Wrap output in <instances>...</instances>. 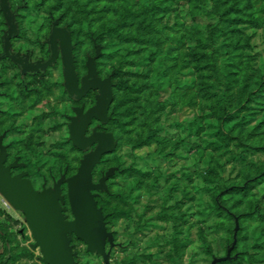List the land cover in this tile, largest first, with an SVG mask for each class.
Wrapping results in <instances>:
<instances>
[{
	"label": "rangeland",
	"instance_id": "374dc122",
	"mask_svg": "<svg viewBox=\"0 0 264 264\" xmlns=\"http://www.w3.org/2000/svg\"><path fill=\"white\" fill-rule=\"evenodd\" d=\"M9 3L12 11L16 9L19 24L12 41L15 50L30 52L34 59L45 58L44 41L51 21H57L71 31L75 65L82 74L86 57L94 55L90 34L100 33L103 24L113 28L124 7L136 12L153 0ZM166 4L172 11L160 16L162 46L145 42L143 26L123 31L139 41L124 45L114 35L98 44L105 49L100 48L97 71L102 78L110 74L113 84V116L103 128L113 135L116 148L92 171V181L96 183L113 168L107 192H96L97 197L119 204L105 194L128 196V204L118 206L128 215L106 220L114 238L113 245L105 247L109 264H210L225 257L233 241L235 220L217 216L212 195L264 170L263 153L252 150L264 147L263 129L257 133L248 129L239 138L235 133V139L227 140V147L218 138L223 115L234 121L243 118L247 111H240L241 103L264 75V0H169ZM5 31L0 13V44ZM110 53L115 55L112 60L102 58ZM124 54L128 56L120 69L118 61ZM5 66L2 79L15 85V68L9 62ZM115 70L118 74L113 76ZM228 71L233 82H227ZM61 83L58 59L44 76L29 80V98L12 92L3 104L2 111H7L0 114L4 145L10 157L17 156L26 164L36 191L52 188L58 180L75 174L82 155L68 142L66 117L72 116L71 104ZM126 86L134 93L126 92ZM124 95L127 99L118 112L129 111L128 118L115 116L113 110ZM261 96L251 128L264 116V92ZM87 102L92 104V98ZM250 110L248 113H253ZM153 131L168 141L166 147L152 144L136 149V143ZM212 144L219 145V150H213ZM121 170L137 175L136 180L126 174L115 176ZM61 195L63 216L71 220L65 184ZM224 199L232 212L251 205L264 213V183L254 186L241 205L226 196ZM0 224L7 236L6 243L0 239V255L8 250L18 254L8 264H42L39 250L32 248L34 241L22 213L1 194ZM237 237L230 254L237 260L235 264H264V223L246 220L237 224ZM70 244L75 264H104L96 254L87 253L77 239Z\"/></svg>",
	"mask_w": 264,
	"mask_h": 264
},
{
	"label": "water",
	"instance_id": "95a60500",
	"mask_svg": "<svg viewBox=\"0 0 264 264\" xmlns=\"http://www.w3.org/2000/svg\"><path fill=\"white\" fill-rule=\"evenodd\" d=\"M0 12L5 20L7 31L2 37L0 61L9 59L20 68V74L42 73L47 67L54 65L60 58L64 91L72 100H79L90 90H97L96 104L82 115V109H76V118L71 119L69 125V140L74 148L86 152L80 160L76 173L68 178L58 180L51 189H44L40 193L33 190L25 173L10 176V169L14 164L3 168L4 151L0 152V194L16 211L22 213L26 226L34 241L33 249H38L42 264H75L74 253L71 251V237L82 242L90 254H96L109 264L104 251L105 242L113 245V236L106 231L104 216L97 208L96 192H107L106 182L112 177L114 170L109 168L96 183L92 181V171L101 159L111 154L116 148V141L109 133H99L93 130L89 137H84L87 126L92 119L106 124L107 110L112 103L111 76L101 80L97 76L95 61L100 55V47L95 50L93 57L86 61L87 73L81 80V87H77L74 71L73 45L71 34L66 26L56 27L55 21L50 28L46 44L48 58L37 60L31 64L30 56H21L10 49V40L17 34L14 14L11 13L8 0H0ZM79 120V123L77 122ZM92 145L95 148L89 151ZM66 185L67 203L72 220L63 216L61 205L64 203L61 186ZM237 222L233 241L225 257L213 259L210 264H218L231 259V252L236 243Z\"/></svg>",
	"mask_w": 264,
	"mask_h": 264
},
{
	"label": "trees",
	"instance_id": "16d2710c",
	"mask_svg": "<svg viewBox=\"0 0 264 264\" xmlns=\"http://www.w3.org/2000/svg\"><path fill=\"white\" fill-rule=\"evenodd\" d=\"M169 0H153V3L144 9H140L139 11L132 12L130 8L124 7L122 13L119 15L121 18L118 23L113 27H108L106 24H103L102 29L99 31L100 33H91L90 37L93 40V44L96 47H102L98 44H101V42H104L106 39H112L114 35L120 40V42L124 45L131 44L135 41H139L137 37L134 35H125L123 31L125 29H130L134 27L135 29L139 30L141 26H143L144 30L147 31L145 34V42H147L148 45L151 46H162V28L158 27L159 21H160V16H165L169 13H171V6L165 3H168ZM68 28V27H67ZM69 30V29H68ZM70 31V30H69ZM71 33V31H70ZM110 45V44H107ZM105 45V46H107ZM105 49V47H102V49ZM114 54H105L102 55V58L106 60H112L114 58ZM127 54H124L120 57L118 63L120 65V69L122 68V60H125L127 57ZM124 64V63H123ZM229 72V71H228ZM118 74V70L114 71V75ZM231 73L226 74L227 82H233V79H230ZM110 76V74H109ZM112 78V76H111ZM126 92H131L134 93V89H131L129 87H125ZM264 92V75L261 77V80L257 87L250 92L247 93L245 101L241 103L240 111H247V114L244 115L243 118H241L238 121H234L231 119L228 115H223L222 118V123L218 126V138L219 140L224 143V146L227 147V140H233L235 137L232 135L237 133L238 138L240 136V133L243 131H247L248 129H251V131L254 132H259L261 129L264 130V116L262 121L257 123L254 127L251 128V123L256 121L257 114L256 112V107H259L261 104L259 103L261 98V93ZM183 98V97H182ZM127 99V96L124 95L121 101H118V105L114 107V115L118 117H129V114L127 110L125 111H119V108L121 104H123ZM134 102V101H133ZM254 105V107H253ZM252 106V107H251ZM250 107L252 110H250ZM252 111L253 113H248ZM259 111H262L260 109ZM264 112V111H262ZM113 116V115H112ZM237 138V139H238ZM152 144H160V146H163L165 148L168 144V141L165 139H161L158 136V132L153 131L146 135L144 138L140 139L136 145L135 148L139 149L142 147H147ZM240 144V143H239ZM213 150L217 151L219 150V145L217 144H212ZM253 151H259L262 152L264 155V147H252ZM103 161L100 162V164ZM95 169V168H94ZM118 174H126L129 177L135 178L137 175H133L130 171L128 170H121L120 172H116L115 176ZM264 183V170H262L259 174L254 175L252 177H244L242 178L241 183L239 184H233L230 185L229 187L226 188H221L220 190L214 192L212 195V201H213V209L216 211V214L219 218H223L226 220H236L237 224H241L243 221H253V222H258V223H264V213H259L258 210L252 209L251 205H249L248 209H244L243 211H237V212H232L229 207L225 206L226 200L224 197L226 196L229 200H234L235 204L241 205L245 200L250 196L252 190L254 189V186H258ZM132 189V188H130ZM106 197H110L112 199H115L119 204H115L114 202H107L102 200L101 198L97 197L95 198L96 203H97V208L101 210L102 214L106 217L105 221L107 218H121L125 215H128L127 210L120 209L118 206L119 205H124L126 206L127 203V198L124 193H109V195L105 194ZM235 205V206H236ZM234 206V207H235ZM9 219V217H7ZM0 224V239L6 243L7 241V236L5 234H2L3 228ZM239 237L236 238L238 240ZM12 250H8V252L4 253L5 255H0V264H8L10 261L16 260L18 254H13L11 253ZM206 253L210 254L209 250H206ZM237 263V260H228L226 262H221L218 264H235Z\"/></svg>",
	"mask_w": 264,
	"mask_h": 264
},
{
	"label": "flooded vegetation",
	"instance_id": "af4514ba",
	"mask_svg": "<svg viewBox=\"0 0 264 264\" xmlns=\"http://www.w3.org/2000/svg\"><path fill=\"white\" fill-rule=\"evenodd\" d=\"M8 5H9V8H10V11H11V13L12 14H14V22H15V24H16V27H17V34L10 40V49H11V51L13 52V53H19L21 56H24V57H26L27 55H29L30 56V59H29V61H30V63L31 64H33V63H35L37 60H43V61H45L47 58H48V46H47V44L45 43L46 42V40L48 39V37H47V39L44 41V44L46 45V57L45 58H33V56H32V53H30V52H28V53H26V54H22V53H20L19 51H17V50H15L13 47H12V41L14 40V39H16V37H17V35H18V31H19V24L15 21V15H16V13H15V11H16V9H14L13 11L11 10V7H10V3H9V0H8ZM1 13V12H0ZM1 15H2V13H1ZM2 18H3V16H2ZM3 21H4V25H5V27H6V31H7V26H6V24H5V20H4V18H3ZM55 21H51V23H50V26H49V32H50V28H51V25L54 23ZM57 22V21H56ZM56 27H58V28H62V27H64V26H60L59 24H58V22H57V24H56ZM67 27V26H66ZM6 31L3 33V35L6 33ZM71 34V33H70ZM3 35H2V37H3ZM48 36H49V33H48ZM71 43H72V41H71ZM1 49H0V54H2V52H3V49H2V38H1ZM74 47V46H73ZM96 46H95V50H96ZM74 50V49H73ZM95 50H94V54H95ZM74 56V55H73ZM94 56V55H93ZM93 56H87L86 57V60H85V64H84V73H82V74H80L79 72H78V70H77V67H76V65H75V59H74V63H73V65H74V71H75V74H76V78H77V87L78 88H80L81 87V80H82V78L86 75V73H87V69H86V61H87V59H88V57H93ZM59 60H60V58H58ZM57 59V60H58ZM57 60H56V62H57ZM5 62H9L14 68H15V70H16V80L14 79L13 81L14 82H16V84L15 85H13V84H8V80H6V78H4V79H2V77H1V75L4 73V72H6L7 71V67L5 66ZM56 62L54 63V65L53 66H51V67H47L42 73H36V74H32V75H30V74H24L23 76H21V74H20V68L15 64V63H13L12 61H10L9 59H3V60H1L0 61V114H3V113H5L7 110H5V111H2V108H3V104L5 105V103L7 102V100H6V102H5V99L8 97V99H9V96H13V93H19V92H21V94L22 95H24V96H26L27 95V98H29V93H30V91L31 90H29L28 89V86H29V80H31V79H34V78H36V77H40V76H44L51 68H53L54 66H55V64H56ZM61 62V61H60ZM95 69H96V72H97V76L101 79V80H103V79H105V78H107V77H105V78H102V77H100L99 76V73H98V71H97V68H96V61H95ZM61 75H62V68H61ZM112 83V82H111ZM60 87H61V90H62V92H63V94H64V96L66 97V99H67V101L71 104V107H70V110H71V113H72V116H67L66 117V119H67V125H66V128H67V131H68V142H69V144H70V146L73 148V149H75L76 151H78L76 148H74L73 147V145H72V143H71V141L69 140V129H68V127H69V125L71 124V119L72 118H76L77 116H76V112H75V110L76 109H82V115L83 114H85L90 108H92V107H94L95 106V104H96V95L98 94V91L97 90H90V91H88L83 97H81L79 100H77V101H75V100H72L69 96H68V94L64 91V87H63V77H62V83L60 84ZM112 88H113V84H112ZM13 92V93H12ZM92 98V100H93V102H92V104H89L88 102H87V99H89V98ZM4 101V102H3ZM9 101V100H8ZM112 101H113V94H112ZM111 105H112V103H111ZM111 105L109 106V108H108V110H107V117L109 118L108 119V121H107V123L106 124H101L99 121H97V120H95V119H92L91 121H90V123H89V125L87 126V128H86V131H85V134H84V137L86 138V137H89L91 134H92V132H93V130H95L96 132H99V133H109V132H107L103 127L104 126H106L111 120H112V112H111V110H110V108H111ZM10 109V108H9ZM77 122L79 123V120H77ZM109 134H111V133H109ZM112 135V134H111ZM113 136V135H112ZM114 138V137H113ZM4 140H5V135H0V152H1V150H3L4 151V154H5V157H4V162H3V164H2V167L3 168H6V167H8V166H10V165H12V164H14L15 166H14V168H11L10 169V176L11 177H14V176H17V175H19V174H22V173H25V176H24V178L25 179H27V180H29L30 181V183H31V186H32V188H33V190L34 191H36L35 190V188H34V186H33V184H32V181H31V179L29 178V175H28V172L26 171V164H24V163H22V162H20V159H19V157H10V155H9V152H8V148H7V146H5L4 145ZM115 140V139H114ZM95 146L96 145H92L91 147H90V149H89V151H91V150H93L94 148H95ZM79 153H81L82 155H81V159H82V157H83V155L86 153V152H80V151H78ZM80 159V160H81ZM79 163H80V161H79ZM94 170V169H93ZM76 173V172H75ZM74 175V174H73ZM66 179V178H65ZM46 189H51V188H46ZM42 190H44V189H42ZM41 190V191H42ZM41 191H36L37 193H40ZM61 193H62V186H61ZM96 198H97V196H96ZM104 216V215H103ZM105 219H106V217L104 216V223H105V226H106V221H105ZM72 220V219H71ZM68 221H70V220H68ZM106 231L107 232H109L108 230H107V228H106ZM109 233H111V232H109ZM112 234V233H111ZM112 236H113V234H112ZM73 239H76L74 236H72L71 237V242H72V240ZM113 240H114V238H113ZM79 241V240H78ZM70 242V243H71ZM82 243V242H81ZM106 244H108L109 246H110V244L106 241L105 242V246H104V251H105V247H106ZM70 247H71V244H70ZM111 247V246H110ZM85 249H86V247H85ZM106 253V252H105ZM75 257V256H74ZM100 257V256H99ZM101 258V257H100ZM102 259V258H101ZM102 261H103V259H102ZM109 262V261H108Z\"/></svg>",
	"mask_w": 264,
	"mask_h": 264
}]
</instances>
